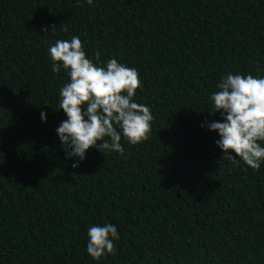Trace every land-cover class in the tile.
Masks as SVG:
<instances>
[{"label": "trees", "instance_id": "1", "mask_svg": "<svg viewBox=\"0 0 264 264\" xmlns=\"http://www.w3.org/2000/svg\"><path fill=\"white\" fill-rule=\"evenodd\" d=\"M72 36L136 68L153 116L142 143L77 168L47 57ZM228 72L264 75V0H0V264H264V163L221 165L202 127ZM105 221L120 239L96 261L87 231Z\"/></svg>", "mask_w": 264, "mask_h": 264}, {"label": "clouds", "instance_id": "2", "mask_svg": "<svg viewBox=\"0 0 264 264\" xmlns=\"http://www.w3.org/2000/svg\"><path fill=\"white\" fill-rule=\"evenodd\" d=\"M83 2L92 5L94 0ZM47 57L52 71L63 70L68 78L59 89L58 104L66 119L55 131L67 157L74 160L71 167H79L91 148L105 157L112 152L123 155L122 140L137 145L148 138L153 116L149 106L134 99L142 87L136 68L115 57L101 63L99 51L94 58L88 57L79 36L49 44ZM216 88L209 96L212 111L208 113H220L222 119L205 121L202 127L218 134L215 143L222 150L221 165L242 161L258 170L264 163V75L228 72ZM40 117L46 122L44 111ZM119 239L113 223L91 224L86 252L99 261L114 251Z\"/></svg>", "mask_w": 264, "mask_h": 264}]
</instances>
